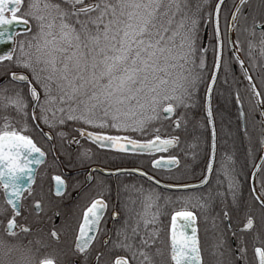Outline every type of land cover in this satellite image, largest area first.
Returning <instances> with one entry per match:
<instances>
[{
  "label": "snow or ice",
  "instance_id": "1",
  "mask_svg": "<svg viewBox=\"0 0 264 264\" xmlns=\"http://www.w3.org/2000/svg\"><path fill=\"white\" fill-rule=\"evenodd\" d=\"M224 5L225 0H0V43L12 45L0 54V264H205L194 209L207 212L218 198V215L227 223L215 247L223 256L230 231L236 240L230 264H248L243 230L254 229L256 221L245 212L242 229H233L224 203L230 194L232 210H242L239 177L247 162L237 170L235 137L223 116L221 131H228L218 137L213 93L222 65L227 71L229 61H236L247 90L257 97L254 118L264 148V97L238 55L247 33L250 62L254 48L264 56V18L250 0H238L222 31ZM233 103L237 131L250 143L239 92ZM33 134L49 143L47 151ZM102 149L120 163L143 157L165 174L158 178L142 167L117 166L102 158ZM49 153L57 169L63 164L68 171L52 175L45 191L37 177ZM259 161L250 192L264 223V176L259 193L255 187L264 156ZM73 169L86 174L73 175ZM133 173L152 182L147 191L123 183L121 177ZM189 174L195 183L180 182ZM113 178L123 211L113 203ZM161 187L183 194L164 196L161 205ZM130 188L143 194L138 212L121 199ZM74 189L81 191L72 196ZM168 207L166 256L161 217ZM22 235L32 239L25 245ZM261 245L254 248L258 264H264ZM17 252L21 256L14 258Z\"/></svg>",
  "mask_w": 264,
  "mask_h": 264
},
{
  "label": "flooded vegetation",
  "instance_id": "2",
  "mask_svg": "<svg viewBox=\"0 0 264 264\" xmlns=\"http://www.w3.org/2000/svg\"><path fill=\"white\" fill-rule=\"evenodd\" d=\"M237 2H238V0H225V5L221 9V29H222V31H224V27H225L226 13L232 8V5L237 3ZM250 2H251L253 9L255 10L257 16L259 18H264V2H262V0H250ZM224 9H225V11H223ZM230 18H231L230 16L227 17V19H229V20H230ZM208 31L210 32L211 29L209 28ZM17 32H20V31L18 30ZM236 36H237V32L234 28L231 32V38L233 40H235ZM258 38H259V32L257 30V42H258ZM14 39H19V36L18 35L15 36ZM205 42H206V40H205ZM241 42H242V47L238 53L239 58L244 61V68H246L248 70V74L253 77V82L256 84V88L261 92V96L264 97V56L261 55V53L259 51V47L254 48L252 50V62H250L247 33H244L241 35ZM11 47H12L11 44L9 45V47H8V45L3 46L0 49V54H2L6 50H9ZM229 47L230 46H226L224 49L225 54H226V58H227V53H228ZM253 63L256 64V67H253ZM220 74H222V76H220ZM220 74H219L220 92L222 93L221 94V101L222 102H225L229 107H232L234 105L233 100L235 97V93L239 92L240 96L243 99L244 107L245 108L246 107H254L255 102L257 100V97L252 95L250 90H247L246 86H249V81L244 76V70L240 67V65L236 61H234V60L229 61L227 71H225V69L222 65L221 70H220ZM225 80H227V84L224 83ZM236 112H237V107H236ZM258 112H259V109L257 108V111L253 112L249 116L250 117L249 119H252L253 124H254L253 126H255V129H256L255 131L249 132L251 137H252L251 142L249 143V141L247 139H243V137L241 138L243 140L244 147H245V145H249V144L252 146V149L254 150L252 152L253 155H255L257 147L259 146L258 139H259V134H260V124L254 118ZM247 120H248V115H247ZM229 124H230V122H229ZM240 127H241V125H240ZM44 130L48 131L47 128H44ZM33 135H34L35 140L38 143V146H41L44 150L47 151L50 147L49 143L45 139L40 137L38 134H33ZM56 142L59 144L58 141H56ZM82 143H83V141H82ZM228 145H229V147H231L232 140L228 141ZM89 146L92 147L94 152L97 151V148L95 145L89 144ZM263 149L264 148H261L257 157L255 158L254 164L251 167V172H250L249 179H248L249 190L252 187L251 186V175H252V171L254 169V165L257 164ZM98 151L101 154L102 158L114 160L116 162L117 166L129 168V169L135 168V167H142V168H144L145 171H148L150 175H153V173L150 171V169L152 167L148 164L147 160L143 157H129L127 160H125L124 163H120V157L112 155L110 150L102 149V150H98ZM105 154H107V155H105ZM179 155L182 156V153L179 152ZM60 159L65 160V157L62 156V157H60ZM137 160L141 161L140 165H137V163H136ZM242 164H245V162L241 163V165ZM247 167H249L248 163H247V166L245 168H247ZM61 171L67 172L68 169H66L63 164H61L60 168L57 169L53 164V156L51 153H49V155L47 157V165L42 166V170L40 171V173L37 177V182L39 184H42L44 187V190L47 191L50 184L53 183L51 181L52 175L59 174ZM78 171L86 174V169H73L72 174L75 175L76 172H78ZM182 171H183V169H182ZM162 172H164V171H162ZM197 175H199L198 171H197ZM262 176H264V171L258 172L257 176L255 178V187H256L257 193L260 192L259 181H260ZM188 177L191 178L190 174ZM80 178H81V180L83 179L82 176ZM121 180L123 181L124 184L135 185L136 189H139L141 186H143L145 191H147L150 184L152 185V183L150 181H148L147 179L142 178V177H141V180L144 182H147V183L139 182L137 175H135V174H131V175L125 174V176L121 177ZM185 180H187V178ZM185 180H183L184 183H194L195 182L193 179L190 181H187V182ZM252 182H254L253 177H252ZM166 183H170V182H166ZM112 186H113V190H114L113 191V203L115 204V206L118 209L123 211V209L121 208V204L119 202H117L116 198H115L116 182H115L114 178L112 180ZM214 186H215V184H214ZM159 189H162V188H159ZM163 190H165V189H163ZM0 191H2V190H0ZM78 191H81V190L80 189L72 190L71 195L75 196L76 192H78ZM246 194L245 193H240V194L238 193L239 203H238L237 207H240L239 204H241V202L244 203V200L246 198ZM250 195H251V202L254 203L253 196H252L251 192H250ZM129 197H131V200L128 199ZM0 199H2V196H0ZM121 199L128 203L129 208L132 210V212H138L141 210V201L143 200V194L141 192L135 191V190L130 188L128 191L122 192ZM261 199H264V195H261ZM133 200L135 201V204L132 203ZM69 204H71V200H69ZM254 207H256V208H254ZM242 208L244 210L240 211L239 213L234 212V211H230V213L232 215V227H233V229H235L237 226H239L240 228L242 227L241 222L246 220L245 212H247V214H249V215H253L255 221H256V216L260 215V217H261L260 209L256 206V203H254V205H253V207H251V209L252 208L258 209V212H252L250 207L247 208V207L243 206ZM245 209H247V211H245ZM204 214L207 217L220 218L218 215L219 211H214V210L213 211H207V212H204ZM56 222L58 223V221H56ZM222 222H223V225H225L226 221L222 220ZM107 223H108L109 228H111L113 225V221L111 219H109ZM170 225H171V221H170L168 229L170 228ZM168 229H167V231H168ZM198 230H199V228H198ZM223 230H224V227L223 228H215V227L206 228L203 231L199 230V236H200V240H201L202 250L204 251L203 254L206 256V258L209 262L208 264H230V261L235 259V257L232 255V253L236 248V240L232 236L230 231L225 233L226 244H225L224 248L222 249V251L224 253L223 256L219 255V251L215 247L217 240L220 237V234ZM243 231L246 233L245 240H246L247 249H248V251H247V262H248V264H258L257 258H256L255 253H254V248L257 246H262L261 241H264V223H262L261 219H260V221H256V225H255L254 229L243 230ZM162 235H164V233ZM239 235H240V233H237V236H239ZM29 239H32V237H24L23 235L21 237V241L25 245L27 244ZM166 240H167V237H166ZM163 247L168 248V243H166V244L164 243ZM44 251H47V250L42 249L41 254H43ZM168 253H169V249H168ZM20 256H21V253L17 252L15 254L14 258H19ZM169 264H172L170 259H169Z\"/></svg>",
  "mask_w": 264,
  "mask_h": 264
},
{
  "label": "trees",
  "instance_id": "3",
  "mask_svg": "<svg viewBox=\"0 0 264 264\" xmlns=\"http://www.w3.org/2000/svg\"><path fill=\"white\" fill-rule=\"evenodd\" d=\"M198 2H200V0H192L193 5H195ZM211 2L214 3L215 0H211ZM203 31L204 30L202 29L201 35H203ZM219 74H220V72H219ZM220 76H222V74H220ZM221 94L222 93L220 92V77H219V79L217 81L216 88L214 89V93H213V95H214L213 106H214V108L219 109V111L216 115L218 137L220 138V140H222L224 137V132L228 131L227 126L224 127V131H221V128H222L221 117L223 116L224 121L226 122V125L229 124V122H230L231 132H232L233 136L235 137V144H236V149H237V152H236V159H237L236 168H237V170L240 171L241 163L247 162L248 166H249V167H247L248 169L247 168L243 169V172L241 173V175L239 177V180L241 182V190H240L239 194L240 193H245V194L247 193L246 198L244 200V203L241 202V204H239V206L242 205L244 207H250L251 208V207H253L254 203L251 202V195H250V190H249V185H248V179H249V175L251 172V167L254 164L255 158L257 157V155L260 152L262 147L260 145L257 147L255 155H253V153H252L254 150L252 149V146L250 144L245 145V147H244L243 140L241 139L243 137L242 132L237 131L238 121L236 118L237 117L236 106L233 105L232 107H229L225 102H222L221 101ZM244 110L248 115L247 127H248L249 132L255 131L256 130L255 126H253L254 125L253 121H252V119H249L250 118L249 116L253 112L257 111V107H246V108L244 107ZM162 131H163V129H162ZM136 135L138 137L139 133H137ZM58 145L59 144L57 143V146ZM249 148H251V155L250 156L247 154ZM176 154H179L178 150H176ZM217 159H219V153L217 154ZM136 163H137V165H140L141 161L137 160ZM150 171L153 173V175H157L158 178L165 174L164 172L159 171V170H154L153 168H151ZM244 173H247L246 177H245ZM177 175H179V174H177ZM137 178H138L139 182L147 183V182L142 181L141 177L137 176ZM221 179H223V177H221ZM190 180H192V179L187 177V180H185V181L187 182ZM165 182L176 183V181H172V180H167ZM180 182H184V181H180ZM226 187H227V184L225 183L221 190H223ZM156 191L161 195V199L159 201V203L161 205H164V203H165V201L163 199L164 196L175 197L177 195L183 194V193L178 192V191H169V190H163V189H159V188H156ZM224 203L229 205L230 211H233L232 210V199H231L230 194L228 195V198L226 201H224ZM222 206L223 205H222L220 199L218 198L216 203H215V206L209 211H213V210L219 211ZM194 210L197 212V216L199 217L197 220V226H198L199 230L203 231L204 229L210 228V227H215V228H223L224 227L221 218L207 217V216H205L204 212L202 213L199 209H194ZM242 210H243V208H242ZM164 211L166 213H168L167 215L161 217V219L164 222L163 226L165 229L164 236H165V244H166L167 243V240H166L167 229H168L170 221H171L170 213L172 211V208L171 207L165 208ZM234 212H236V211H234ZM205 217H207V218H205ZM256 221H260V216H256ZM164 250H165V254L167 255L168 254V248L165 247ZM203 252L204 251L202 250V254H203ZM203 257H204L205 264H208L209 262H208V260L204 254H203Z\"/></svg>",
  "mask_w": 264,
  "mask_h": 264
},
{
  "label": "water",
  "instance_id": "4",
  "mask_svg": "<svg viewBox=\"0 0 264 264\" xmlns=\"http://www.w3.org/2000/svg\"><path fill=\"white\" fill-rule=\"evenodd\" d=\"M231 19V18H230ZM20 31V29L19 28H16V31ZM203 36H206V33L203 31ZM6 45H8V47H9V43H0V49L3 47V46H6ZM259 109V108H258ZM241 128H242V123H241ZM264 155V149H263V151H262V153H261V155L260 156H263ZM260 161L258 160V162L257 163H259ZM159 171H162V170H159ZM133 174H135V175H137L138 177H141L138 173H133ZM142 178H144V177H142ZM146 179V178H145ZM151 182V181H150ZM152 183V182H151ZM195 183V182H194ZM253 185V182H252V175H251V186ZM162 188V187H161ZM162 189H164V188H162ZM165 190H169V191H177V190H175V189H165ZM227 223V222H226ZM241 229H242V227H241Z\"/></svg>",
  "mask_w": 264,
  "mask_h": 264
},
{
  "label": "rangeland",
  "instance_id": "5",
  "mask_svg": "<svg viewBox=\"0 0 264 264\" xmlns=\"http://www.w3.org/2000/svg\"><path fill=\"white\" fill-rule=\"evenodd\" d=\"M223 11H225V9H224ZM247 208H248V207H247ZM254 208H256V207H254ZM254 208H252V209L250 208L251 211H252V212H258V209H254ZM243 210H244V209H243ZM245 211H247V209H245ZM259 216H260V215H259ZM210 228H212V227H210Z\"/></svg>",
  "mask_w": 264,
  "mask_h": 264
}]
</instances>
